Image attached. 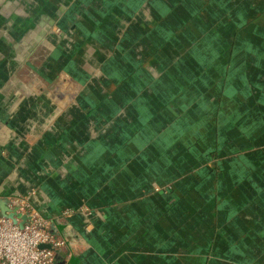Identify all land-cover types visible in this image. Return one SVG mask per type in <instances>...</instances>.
<instances>
[{
	"label": "crops",
	"instance_id": "obj_1",
	"mask_svg": "<svg viewBox=\"0 0 264 264\" xmlns=\"http://www.w3.org/2000/svg\"><path fill=\"white\" fill-rule=\"evenodd\" d=\"M0 188L71 264H264V0H0Z\"/></svg>",
	"mask_w": 264,
	"mask_h": 264
},
{
	"label": "built area",
	"instance_id": "obj_2",
	"mask_svg": "<svg viewBox=\"0 0 264 264\" xmlns=\"http://www.w3.org/2000/svg\"><path fill=\"white\" fill-rule=\"evenodd\" d=\"M32 193L0 188V264H71L77 244L57 226L74 211L44 215L32 202Z\"/></svg>",
	"mask_w": 264,
	"mask_h": 264
},
{
	"label": "water",
	"instance_id": "obj_3",
	"mask_svg": "<svg viewBox=\"0 0 264 264\" xmlns=\"http://www.w3.org/2000/svg\"><path fill=\"white\" fill-rule=\"evenodd\" d=\"M0 208L3 210V205L0 204ZM58 230L63 231L64 225L60 224L57 226ZM52 232H54V228L51 229Z\"/></svg>",
	"mask_w": 264,
	"mask_h": 264
},
{
	"label": "rangeland",
	"instance_id": "obj_4",
	"mask_svg": "<svg viewBox=\"0 0 264 264\" xmlns=\"http://www.w3.org/2000/svg\"><path fill=\"white\" fill-rule=\"evenodd\" d=\"M80 85L82 86V83L80 82Z\"/></svg>",
	"mask_w": 264,
	"mask_h": 264
}]
</instances>
